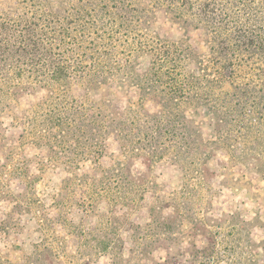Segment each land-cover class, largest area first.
<instances>
[{
    "label": "rangeland",
    "instance_id": "rangeland-1",
    "mask_svg": "<svg viewBox=\"0 0 264 264\" xmlns=\"http://www.w3.org/2000/svg\"><path fill=\"white\" fill-rule=\"evenodd\" d=\"M228 1L231 0L216 1L211 28L188 23L162 6L150 7L154 12L150 28L145 29L144 25L143 30H138L135 22L134 29L128 28L135 35L129 40L131 44L139 31L145 37L156 33L183 45L189 42L198 55L190 68L198 74L205 70L218 80L221 90L229 92L228 97L223 95L226 104L222 107V120L213 109L196 106V100L186 101L181 107L169 102L165 110L169 117L175 118L180 113L191 120L186 121L185 129L192 133V136L188 134L191 148L174 158L172 153H167L154 161L141 157L132 160L133 173H147L157 183L151 191L161 201H155L154 194L149 192L145 200L135 201L136 210L126 207L130 201H98L83 210V201H79L80 207L67 211L66 207L75 202L69 200L82 195L79 181L75 179L65 194L59 195L63 201H54L53 195L58 193L67 174H75V164L70 172L63 166H55L56 157L47 158L46 147L36 146L31 134L32 116L43 117L45 105L52 106L65 90L56 89L51 98L46 88L16 97L4 87L5 102L0 98V264H32L33 258L26 260L37 245L46 252L41 256L44 264H113L112 257L95 252V247L101 237L115 233L108 220L115 203L120 204L117 209L120 215L130 212L129 221L145 226L154 218L150 206L155 202L159 203L155 214L160 215L161 224L157 227V241L139 246L140 256L141 249L146 248L142 264H248L250 257L264 264V104L256 107L253 102L264 89V0H243V4L234 3L224 13L220 6ZM91 2L93 6L89 5ZM99 3L100 0H0V10L6 18L15 19L20 29L28 24L36 25L44 39L60 45L56 47L59 53L56 57L69 65L70 73H75L79 65L86 67L92 55L99 59L105 47L110 50L105 66L111 68V72H105L109 78L91 87L76 82L68 89L71 94L95 102L110 115L158 112L162 108L158 101L151 96L140 97L141 91L133 83L138 82L136 73H142L150 59L143 56L140 64L135 65L134 56L129 55L130 49L122 42L125 29H118L117 18L111 20ZM250 4L252 8L248 7ZM259 15L260 20L256 21ZM245 18H249L247 25ZM221 20L229 27L225 37L221 36L220 27H224ZM236 21L244 24V43L235 33ZM235 40L241 42L240 46L220 45ZM27 56L22 61L26 69L32 66ZM10 58V62L14 60ZM227 68L232 73L230 78L224 76ZM15 69L9 67L8 72L15 73ZM162 77L159 87H167L172 80ZM27 78L24 75L21 79ZM244 88L246 95H234L235 89ZM217 91V86L210 89L215 94ZM44 100L46 104L37 105ZM236 101L240 104L235 105ZM106 143L109 153L120 152L114 135ZM77 169L76 173L96 171L91 169L89 161L82 162ZM66 227L73 233L64 242ZM116 227L124 236L125 256L129 258L132 239L123 217ZM82 228L85 229L83 240L78 241L76 234L80 235ZM40 261L35 259V264H41Z\"/></svg>",
    "mask_w": 264,
    "mask_h": 264
},
{
    "label": "trees",
    "instance_id": "trees-1",
    "mask_svg": "<svg viewBox=\"0 0 264 264\" xmlns=\"http://www.w3.org/2000/svg\"><path fill=\"white\" fill-rule=\"evenodd\" d=\"M149 1L148 4L145 0H100L99 3V8L102 11H108L107 14H110L111 20L117 18V28L125 29L126 37L122 42H125L124 46L130 49L129 55L134 56L135 65L140 64L139 60L143 56L150 59L146 69L142 73H136L135 78L138 82L133 81V83L139 87L140 97L151 96L158 101L162 108L156 113L145 111L144 114H141L137 112L138 114L135 116H129L122 112H112L110 115L95 102L85 98L79 99L68 91L71 85L76 82L91 87L99 85L109 78L105 74V72H111L109 65L105 69L108 56H110V50L107 47L99 59L92 55L91 62L86 67L79 65V69L75 73H70L69 65L56 57L59 53L55 50L60 45H54V43H50V39H44L43 33H39L35 28L36 25L28 24L20 29L19 25L15 23V19L6 18L7 16L0 10V98L2 102H5V97H7V92L3 91L4 87L11 92V95L15 96L35 94L39 89L46 88L50 91V98L56 89L65 90L62 97L53 101L52 106L45 105L43 117L32 116L31 134L36 146L46 147L47 158L50 155L56 157L55 166H63L68 171H72L71 168L75 164V174L72 176L67 174L60 184L58 193L53 195L54 201H63V198H58L59 195H64L65 189L75 179L79 181L83 192L81 196H73V199L69 200L75 201L66 207L69 212L77 208V205L80 207L79 201H83L81 204L83 210H86L91 203L92 206H95L98 201H130L126 203V207L128 205L130 210H136L138 204L135 201L140 203L145 200L147 193H153L156 198L157 194L151 191V187L158 186L157 183L150 179L147 173L136 175L131 167L132 160L139 157L146 161H154L167 153H172L174 158L175 155L179 156L184 150L191 148V139L189 140L188 136H192V133L185 131L188 125L186 121L189 118L180 113L175 118L169 117V114L165 112L168 110L166 108L169 106V102L181 107L186 101L196 100V106L213 109L222 120V107L226 104L223 95L228 97L229 92L221 90L218 80L211 78L208 73H205V70L204 73L198 74L194 68H190L193 60H198V55L194 53L189 42L183 45L177 41L165 40L156 33L145 37L144 33L139 31L134 39V46L129 40L133 39L135 35L132 36L128 30V28L134 29V22L137 24L138 30H143L142 26L144 25L145 29L150 28L154 15L153 9H150L152 6H162L188 23L203 24L206 28H211L213 25L212 15H215L217 9L215 6L217 0H207V2L202 0L201 3L196 0ZM234 3L243 4V0H231L226 4H221L220 7L224 13H227ZM89 5L93 6L92 2ZM251 5L248 7L252 8ZM84 10H88V7ZM260 17L259 15L256 21L260 20ZM248 21L249 18H245L244 23L247 25ZM221 23L224 26L220 27L221 36L225 37L228 35L229 27H226L222 20ZM243 27V23L238 24L236 21L234 30L238 39L246 33V30L242 29ZM240 44L239 40L226 46L220 42L222 48H234ZM23 55H28L26 60L32 65L27 69L22 66V61L25 60ZM10 57H14L11 62L9 61ZM9 67L16 68L15 73L10 74ZM133 69L135 68L133 67ZM229 70L230 68L225 70L226 78H230L232 75ZM24 75H27L28 78L23 81L21 78ZM163 75L172 80L168 81L167 87H159L160 82L164 80ZM214 86L218 87L217 94L210 92ZM261 91L263 93L259 98L254 97L253 102L256 107L264 104V89ZM233 93L239 97L246 95L247 89L244 88L240 91L235 89ZM191 98L192 100H190ZM46 102L47 100H44L37 105L43 106ZM237 104L240 102L236 101L235 105ZM46 107L48 108L46 109ZM196 130L198 132V129ZM110 135H114L118 140L120 145L118 154L109 153L107 150L106 140ZM51 152L55 154H50ZM107 158H112V160L108 161ZM173 158L171 157L172 160ZM87 161L90 162L91 169L96 171L76 173V169L80 168L82 162ZM155 201H161V199L156 198ZM119 206V203H115L112 208V217H108L115 229L114 235L101 237L95 247V252L108 254L112 257L113 264H142L146 256L143 250L146 248L141 249L143 255L140 256L142 253L139 246H144L146 243L151 245L157 241V227H159L158 224H161V218L155 212H157V207L159 208V203L155 202L150 206V213L152 212L154 218L145 226L129 221L130 212L125 211L120 215L117 210ZM120 217H123V222L127 225L126 230L131 233L129 258L125 256L126 241L124 236L117 232L116 225ZM163 218L166 219V217ZM73 226L76 229L79 228L77 225ZM67 229L68 231L62 237L64 242H67V237L73 233L69 228ZM84 232L85 229L82 228L78 232L80 235L76 234L78 241L83 240ZM41 247L37 245L36 251L34 250V253L28 256L26 261L29 262L33 258L32 264H35V259L36 261L41 260L40 263L44 264L41 256L44 257L46 252L39 250ZM53 254H55L54 251ZM138 256L140 258H136ZM247 261L248 264H258L256 258L253 257Z\"/></svg>",
    "mask_w": 264,
    "mask_h": 264
}]
</instances>
